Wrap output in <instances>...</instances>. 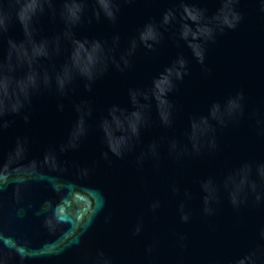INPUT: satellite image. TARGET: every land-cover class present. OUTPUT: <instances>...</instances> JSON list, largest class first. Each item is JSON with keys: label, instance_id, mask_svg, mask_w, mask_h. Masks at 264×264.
Wrapping results in <instances>:
<instances>
[{"label": "water", "instance_id": "obj_1", "mask_svg": "<svg viewBox=\"0 0 264 264\" xmlns=\"http://www.w3.org/2000/svg\"><path fill=\"white\" fill-rule=\"evenodd\" d=\"M0 264H264V0H0Z\"/></svg>", "mask_w": 264, "mask_h": 264}]
</instances>
